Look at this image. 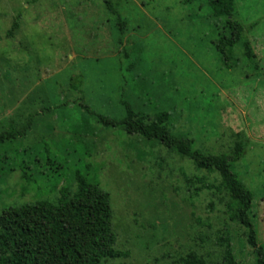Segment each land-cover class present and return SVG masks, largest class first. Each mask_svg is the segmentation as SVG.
<instances>
[{"label": "rangeland", "instance_id": "374dc122", "mask_svg": "<svg viewBox=\"0 0 264 264\" xmlns=\"http://www.w3.org/2000/svg\"><path fill=\"white\" fill-rule=\"evenodd\" d=\"M110 1L123 30L104 0H0V133L22 132L36 114L25 135L0 145V215L56 202L78 173L109 193L115 249L129 253L103 264H179L197 254L222 264L230 237L237 264H254L264 257V0H235L255 58L236 47L229 66L212 45L224 18L209 17L203 2ZM124 103L148 117L166 111L175 135L201 153H230L239 135L245 154L234 171L253 194L257 253L228 221L231 200L216 173L96 121L122 120ZM83 119L89 133L79 131Z\"/></svg>", "mask_w": 264, "mask_h": 264}, {"label": "trees", "instance_id": "16d2710c", "mask_svg": "<svg viewBox=\"0 0 264 264\" xmlns=\"http://www.w3.org/2000/svg\"><path fill=\"white\" fill-rule=\"evenodd\" d=\"M197 1L205 4L209 17L224 18L221 32L212 42L220 61L229 66L235 48L240 47L249 63H253L254 51L249 41L244 39V27L235 19V0H182L183 4ZM104 2L120 29H125L127 22L121 19L111 1ZM18 28V22L14 20L6 32V38L11 39ZM125 50L123 47L122 51ZM123 54L126 58V52ZM70 86L74 88L73 84ZM124 105L127 114L122 120L115 121L97 115L96 121L104 127L121 126L128 134L139 135L187 158L198 170L216 173L219 179L217 191L224 190L231 200L226 203L228 221L244 228V240L257 253V232L249 216L253 194L234 171L235 164L245 154V144L239 135H236L230 153H201L192 149L191 140L175 135L170 124L171 115L166 111L154 108L153 116L148 117L135 114L126 103ZM85 110L94 114L88 107ZM35 116L29 115L22 132L14 131V128L1 132L0 145L7 138L10 140L15 139L16 135H25L26 128L33 124ZM78 128L83 133H89L85 120ZM195 180L201 182L200 179ZM72 181L73 187L62 186L58 190L54 203L38 200L20 207H8L1 213L0 264H103L129 256L128 252L115 249L116 234L111 226L109 193L103 191L97 181L78 173ZM202 188L212 189L214 186L202 183ZM223 246L225 250L221 263L237 264L231 237L225 239ZM207 258L208 255L197 254L195 257L180 258L179 264H210ZM254 264H264V257L259 256Z\"/></svg>", "mask_w": 264, "mask_h": 264}, {"label": "crops", "instance_id": "0c3cea01", "mask_svg": "<svg viewBox=\"0 0 264 264\" xmlns=\"http://www.w3.org/2000/svg\"><path fill=\"white\" fill-rule=\"evenodd\" d=\"M123 47H125L124 44H123ZM134 85H135L136 88H140L143 84L138 80V81L135 82Z\"/></svg>", "mask_w": 264, "mask_h": 264}]
</instances>
